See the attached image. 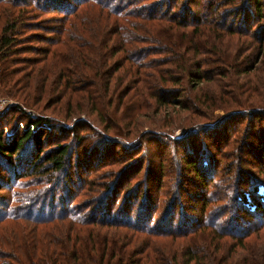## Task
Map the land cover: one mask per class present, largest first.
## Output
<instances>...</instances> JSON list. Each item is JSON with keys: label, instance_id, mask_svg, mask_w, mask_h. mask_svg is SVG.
I'll list each match as a JSON object with an SVG mask.
<instances>
[{"label": "trees", "instance_id": "trees-1", "mask_svg": "<svg viewBox=\"0 0 264 264\" xmlns=\"http://www.w3.org/2000/svg\"><path fill=\"white\" fill-rule=\"evenodd\" d=\"M224 1L0 0V86L18 82L21 74L22 78L29 72L37 76L43 69L48 71L43 91L52 85V94L62 93V98L69 94L74 100L84 90L96 95L97 84L104 85L107 105L96 101L98 107L74 109L72 114L96 113L107 124L112 117L121 120L109 108L120 96L122 104L127 99L131 103L132 91L136 102L150 96L161 106L174 105L164 95L152 94L150 83L133 90L124 86L131 80L143 84L152 73L154 58L168 56L164 70L153 63L158 83L185 86L189 82L203 108L218 109L223 115L219 125L200 126L188 119L181 124V138L172 134L176 129L166 131L167 126L148 130V137L160 135L165 152L171 153L177 145L173 155L179 159L182 153L179 165L201 181L203 191L195 195L202 198L198 206H191L190 214H179L181 220L176 222L180 191L162 192L168 176L160 175L159 188L153 193L148 185L137 184L142 168L130 172L135 162L132 154L144 148L146 138L129 145L132 161L123 163L119 172H108L98 184L92 175L118 164L114 155L119 148L109 141L115 138H104L110 145L107 152H88L87 158L72 154L76 143L83 145L87 140L76 133L77 128L90 125L94 132L95 128L89 121L77 122L79 117L70 124L41 115L24 88L22 96L14 98L18 104L3 112L8 121L2 124L0 118V193H6L0 220L10 221L3 230L6 234L0 236V264H181L182 253L184 264H208L205 254L220 262L228 246L235 255L228 264H260L251 250L261 239L264 244V234L259 238L264 231V174L259 176L264 170V0H236L227 12L221 8L220 12L218 6ZM52 10L60 18L46 21L50 24L46 31L53 35L47 40L51 46L46 55L27 63L26 69L16 68L20 62L15 61L21 58L12 55L25 41L26 30L31 33L32 25L43 30L35 22ZM36 64L40 65L36 68ZM226 87L233 90L226 94ZM207 88H212L211 96L204 93ZM188 91L184 89L175 101L187 102ZM171 94L176 95V90ZM198 117L207 119L200 113ZM231 122L239 138L231 132L222 139L237 149L220 153L222 142L215 133L230 129ZM201 132L208 141L202 148H193L188 141ZM31 145L37 154L27 165L23 154ZM199 154L201 158L196 159L194 155ZM70 162H78L72 174L78 177H70V188L59 193V205L67 210L60 212L51 205L50 213L14 212L44 206L50 199L57 202L56 186ZM10 230L14 236L21 231L20 239L9 236ZM237 249L249 255H239Z\"/></svg>", "mask_w": 264, "mask_h": 264}, {"label": "rangeland", "instance_id": "rangeland-1", "mask_svg": "<svg viewBox=\"0 0 264 264\" xmlns=\"http://www.w3.org/2000/svg\"><path fill=\"white\" fill-rule=\"evenodd\" d=\"M233 1H236V0H225L224 2L219 4L218 8L219 9L221 8L223 9V11L227 12V8L230 7ZM239 1H242V0H239ZM221 9H220V12H222ZM0 16H3V15H0ZM43 18H44L43 20L35 22L36 24L43 26V30H41V28H34L35 25H32V32L30 33L31 29L26 30L27 33H25L26 34L25 41H20V44L15 48V51H14L15 53L12 55V57L14 59L16 58V60L17 59L19 60L21 58L20 59L21 61H15V62H20L16 68L21 69L25 66L24 68L26 69L27 63L34 64L35 60L43 59V57L46 55L47 50L50 48L51 43L48 44L47 40L52 39L53 35L46 31L48 30L46 28H49V25H50L46 21L52 18H60V15L57 13V11L52 10V12L45 13L43 15ZM23 38L24 37H21L20 40ZM21 47H22L21 50H17ZM157 58L158 60L159 59L160 60L158 61ZM161 58L162 57H155L153 63H157L156 65L157 66L159 65L160 70H164L167 66L165 64V60L166 58H168V56H165L162 59ZM60 59L57 60L58 63H60ZM153 63H152L153 69L152 71H150L152 73L150 75L147 74L145 76L143 80V84L141 82H135L131 80V81H125L124 86L129 85L130 86L129 89L133 90L143 85L148 87V83H150L151 89H153V91H151L153 92L152 94L154 95L162 94L167 99H169L167 101H170V103L173 102L174 105H170L167 107L161 106L159 103H156L155 99L154 100L151 99L150 96L147 97L146 99L144 98L143 101L138 102L137 100L136 102V99H134V95H133L134 91H132L131 94L129 95L131 96L130 98L131 103H129V100L127 99L124 102V104H122V98L120 96L118 99L115 100L113 107L109 108L113 111H116V113L119 115L121 120H118L116 117H112L114 121L109 120L107 124H104L96 118V113H94L93 115H89L81 111H77L76 114H72V112L76 111L74 109H80L83 107L94 109L98 107L96 103H94L96 101H100V102L104 101L105 102L104 106L107 105L109 101L107 100V98H105L104 85L97 84V89L100 92L97 93L96 95L94 94L92 95L90 91L84 90L83 93L81 92V96H79L78 98L74 100H70L69 94L65 95V97L62 98L61 97L62 93L52 94L51 92L52 85H49L47 92L43 91L45 87V82H46V73L48 72V71L45 72L46 69H43V71H41L42 74L38 73L37 76L34 73L29 72V73H26L22 78V74H21V77L20 78L18 77L19 79L18 82H15V83L12 82L8 85L3 83V85L0 86V118L2 119L1 122L3 124L8 121L9 119L8 115H6L5 117H2L3 112L6 111L11 105L18 104V101H16L18 99H14V98H20L22 96L24 88H25L24 92L25 90H27V93L29 94V100H31V102H36L38 104L37 106H33V108H35L38 111V113H40L41 115L52 116L62 122L64 121L71 122L70 124H72L73 122L75 123L76 122L75 120H77L76 119L77 117H79L77 122L81 120L89 121V124H92L93 128H95V132L89 130L90 125L83 126L82 128L81 127L77 128L76 133L78 134L80 133V135L86 137L87 140L86 142L84 140V142L82 143L83 145H81L80 143H76V148L73 149L72 154L82 155L84 158H87L88 152H92V153L107 152V149L110 147L109 144H106V141L108 140L104 139L107 137H114L115 140H109V141L114 142L113 145L119 148L114 155V158L118 157L116 159V162L118 164H115L114 166L108 167L106 169L105 168L101 169L98 173L92 175L93 176L92 179H95L96 182L99 184L103 181V178L107 176L108 172L112 170H115V173L119 172L121 170L120 167L123 166V163L127 164V162L132 161L134 159L135 162L131 164L132 167H131L130 172L132 170L135 171V169L142 168V171H141L142 177L139 179L140 182H137V184L141 185L144 183L145 185H148V187L154 193L159 188L160 184L159 185L157 184L159 183V181L162 180L160 175L164 173V176H168V177L167 178L164 177L163 179L162 185L164 188L162 192L164 193L170 192L171 194H173L174 192L177 191V189L180 191L179 197L181 199L178 201V205L175 210L176 220H177L176 222H179L181 220L179 214L184 213V212H186L187 214H190L188 209L198 206V202L202 199V198L195 197L197 193H199L200 191H203L200 189L201 181L198 178H197L198 180H195L194 175H191L190 172L183 169L185 166L179 165V163L181 162L180 157L182 156V153H179V159H177V157L173 155L174 152L175 154L177 153V150H176L177 145L175 146L174 150H171L170 148L171 153L165 152L164 151L165 143L162 141L160 135L153 133V136L148 137L147 136V134L149 133L148 130L150 128L152 130L153 129L163 130L164 128H162V126H167L166 131L171 132L176 129V132L172 134L175 135L177 138L179 137L181 138L184 136L182 133L183 128H181V126L183 125L181 124H187L186 122L188 119L196 120V122L199 123L200 126L205 125V124H212V123L219 125L217 121L223 115H222V111L218 109L210 110L207 108H203L202 105L199 104V102L195 100V97H196L195 93L193 90H191L193 86H191L189 82L184 83L185 86H176L174 83H169V84L158 83L159 77H157V71ZM72 64L73 63L71 64L68 63V66L70 65L72 66ZM39 65L40 64H36L35 67L37 68ZM44 68H47V67H44ZM143 72H146V71L144 70ZM213 78L218 79L219 77L214 76ZM211 85H214V83H212ZM80 88H83L81 87V84H80ZM212 88L214 89L215 87H212ZM212 88H207L204 91V93L206 95L211 96ZM184 89L185 90L189 89L190 91H188V94L185 96L187 97L186 99L187 102L183 104L180 101H175V99H177L176 97L177 95L184 94ZM94 90L96 89L94 88ZM173 90H176L177 92L176 95L171 94ZM232 90L233 89H231V87H226V90H224L223 92L228 94V92ZM167 96H170V98ZM225 98H228V95L227 96L225 95ZM60 111H63V116ZM199 113L202 114V116L206 117L207 119H200L198 117ZM69 116H71V118L73 117L75 118L73 120H69ZM88 118H90L91 120H89ZM116 123H118V126L116 125ZM66 124L72 128L75 126V125H70L68 123ZM106 126H109V127L111 126L114 129L106 130L104 128ZM169 126L171 127L169 128ZM233 127H234V122H231L230 129L225 127L222 130H219L218 133H215L219 135V138L222 142L221 143L222 145H220L219 147L220 153L221 152L226 153V152L234 151L237 149V147L235 149L229 148L230 147L229 143L225 144V140H223L231 132L236 133V137H235L236 140L239 138L238 132H236L233 129ZM193 137H194L193 139H189L188 144H191V146L196 149L202 148L204 146L203 142L208 141V138L204 136L203 132ZM144 138H146L144 148H147L146 146L148 144H150L151 147L149 149L140 148V152L136 150L135 154H132L133 156V159H132V156L128 155V152H129L128 150H130L128 148L132 149V147L129 145H135L138 143L139 140L141 141ZM124 139L132 140V143L130 144L128 141H124ZM116 140H119V141H116ZM171 144H173V142ZM186 144H187V141H186ZM153 145L154 147H152ZM166 145L169 146L168 142ZM34 148H35L34 145L29 146L27 150H25V153L23 154V161L26 158L25 162H27V165L30 163L31 158H34L37 154V151ZM229 156L230 158H234V154L229 155ZM194 157L196 159H200L201 154L197 156L194 155ZM88 158L91 159V157H88ZM93 162L94 163L92 166L95 165L96 157L93 159ZM151 162H154L155 164L151 166ZM119 163H121V165ZM77 164L78 162L76 163L70 162V164L67 165L63 175H60L59 183L61 185L60 184L57 185L56 191H55V197H57V194H58L57 202H54L53 200L50 199L49 203L44 206L23 207L21 209L14 210V212L23 213V214L24 213L29 214L30 212H32V214L34 215L42 214L41 212L50 213L51 205H53L54 208H59L58 210L60 212L67 210V206L65 207L64 205H59V202H60L59 200H61L59 193H62L64 191L66 192L68 190L67 188H70L71 184L68 183L70 177H74V179L75 177H78V175L72 176L73 172H75L77 168ZM161 164H163L162 165L163 167L161 166ZM27 165L25 164V166ZM198 165L200 166L199 162H198ZM164 168L165 170H162ZM8 173L10 174L11 172L8 171ZM81 174H84V176H86L84 171L83 172L81 171ZM262 174H264V170L260 173L259 176L262 177ZM147 181H150V182H147ZM104 190L102 191L104 192ZM142 192H143V189H142ZM128 195L130 196L129 193L123 196L124 200L127 199ZM5 196H6L5 192L0 193V218L2 217L1 212L3 210V203H4ZM104 196H103V200H104ZM134 198H135V195L132 196V199ZM129 205L130 204H128L127 206ZM123 206L125 207V205ZM160 217H161L160 219L162 220V212L160 214ZM139 219H141V217H138L137 219L138 223L140 224L141 221H139ZM16 222H11V223H16ZM9 224H10V221L6 220V221L1 222L0 220V236L2 234H6V232H4L3 230L8 228L5 226H8ZM16 233H17L16 236H14V232H12L11 230L7 232L9 236H12L15 239L17 238L20 239V237L22 236L21 231L17 230ZM263 234H264V231H262L261 236L259 238L263 237ZM261 241L262 239L259 242H257L255 246L252 247L251 251H253V255L256 256L259 263L264 264V244H262ZM233 250H234L233 247L228 246L224 254V257L220 262L213 260L212 258L208 257L207 254H205L207 257L208 264H228L231 261L232 256L233 257L235 256L233 253L234 252ZM237 251H240L239 255H244V254L246 256L249 255V253L247 252L243 253L240 249H237ZM180 256H181L180 263L184 264L185 259H183L184 258L183 253L180 254Z\"/></svg>", "mask_w": 264, "mask_h": 264}]
</instances>
